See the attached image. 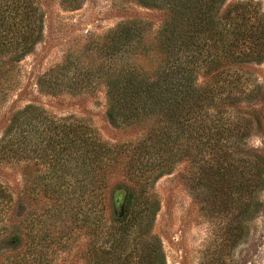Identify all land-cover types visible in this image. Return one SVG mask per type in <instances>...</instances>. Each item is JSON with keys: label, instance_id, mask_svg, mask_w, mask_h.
<instances>
[{"label": "trees", "instance_id": "16d2710c", "mask_svg": "<svg viewBox=\"0 0 264 264\" xmlns=\"http://www.w3.org/2000/svg\"><path fill=\"white\" fill-rule=\"evenodd\" d=\"M131 1L162 12L153 37H147L141 19L122 20L82 61L68 59L37 79L38 90L50 95L91 93L103 86L108 121L129 136L106 141L89 121L58 116L33 103L15 110L4 128L0 162L18 168L32 193L14 201L11 189L0 184V225L4 213L11 214L7 235L0 237L9 264H49V239L60 229L68 237L77 231L88 239V264H164L161 239L153 233L160 208L154 183L183 160L203 165L215 158V148L226 146L224 109L241 77L239 66L264 60L259 4ZM61 3L76 8L80 0ZM42 29L36 0H0V88ZM199 75L209 81L200 85ZM112 176L123 181L125 196L108 218ZM71 192L84 198L65 197ZM36 219L38 226L29 228ZM25 229H31L30 239L20 235ZM25 242L28 249H22Z\"/></svg>", "mask_w": 264, "mask_h": 264}, {"label": "rangeland", "instance_id": "374dc122", "mask_svg": "<svg viewBox=\"0 0 264 264\" xmlns=\"http://www.w3.org/2000/svg\"><path fill=\"white\" fill-rule=\"evenodd\" d=\"M253 1L264 13V0ZM36 2L43 15L42 34L32 51L4 76L0 138L11 114L28 103L58 116L72 114L87 120L106 141L127 138L130 132L115 128L106 117L103 86L91 93L50 95L38 90L37 79L58 63L82 61L95 41L122 20L141 19L146 22L147 37H153L162 12L131 0H80L76 8L62 5L61 0ZM239 70L241 77L230 90L232 99L224 109V118H228L225 148H215V158L203 165L183 160L153 185L160 202L153 233L161 239L164 264H264V60L240 65ZM208 81L199 75L200 85ZM25 178L18 168L0 162V184L11 189L14 201L31 198ZM122 182L118 176L111 177L108 218L123 204ZM65 197L84 198L72 192ZM4 214L0 237L7 235L11 216L7 211ZM39 222L36 219L29 228ZM29 230H21L23 240ZM49 243V264H88V239L77 231L70 237L64 229L52 232ZM25 244L22 249H28L30 243ZM4 252L5 246L0 245V264H9Z\"/></svg>", "mask_w": 264, "mask_h": 264}]
</instances>
